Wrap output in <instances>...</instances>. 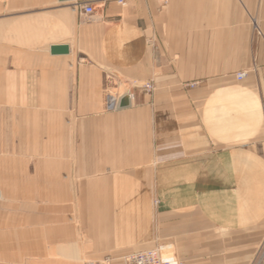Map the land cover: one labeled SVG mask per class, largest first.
Instances as JSON below:
<instances>
[{"label":"crops","instance_id":"0c3cea01","mask_svg":"<svg viewBox=\"0 0 264 264\" xmlns=\"http://www.w3.org/2000/svg\"><path fill=\"white\" fill-rule=\"evenodd\" d=\"M122 1L0 0V264H126L165 243L183 264H250L264 0Z\"/></svg>","mask_w":264,"mask_h":264},{"label":"built area","instance_id":"2783aa9c","mask_svg":"<svg viewBox=\"0 0 264 264\" xmlns=\"http://www.w3.org/2000/svg\"><path fill=\"white\" fill-rule=\"evenodd\" d=\"M119 3H123L122 0H119ZM75 9L80 13L83 17H91L96 13L95 9L90 4H77ZM238 79L244 77V73H238L236 76ZM192 85L194 83H191ZM128 85H123L122 87H126ZM142 88L146 93H151L154 87L151 83H146L142 86H136ZM131 89L124 90L122 93H114L109 92L107 94L106 99V109L108 111L116 110L122 108L121 100L123 98H127L128 104L131 99ZM127 104V105H128ZM126 105V106H127ZM264 112V111H263ZM128 264H178L177 259L175 257L174 247L170 244H159L150 249L137 251L127 258ZM85 264H95L94 262H86ZM250 264H264V248L259 253V255L255 258V260Z\"/></svg>","mask_w":264,"mask_h":264},{"label":"water","instance_id":"95a60500","mask_svg":"<svg viewBox=\"0 0 264 264\" xmlns=\"http://www.w3.org/2000/svg\"><path fill=\"white\" fill-rule=\"evenodd\" d=\"M60 1H66V0H60ZM50 51L52 54L54 53H67L68 47L66 45H58V46H52L50 48ZM121 106H126L128 104L127 98H123L121 100Z\"/></svg>","mask_w":264,"mask_h":264},{"label":"rangeland","instance_id":"374dc122","mask_svg":"<svg viewBox=\"0 0 264 264\" xmlns=\"http://www.w3.org/2000/svg\"><path fill=\"white\" fill-rule=\"evenodd\" d=\"M162 4H164V3H166V1L167 0H159ZM96 13H99L98 11H96ZM239 73H244V75H245V72H239ZM238 74V73H237ZM237 74H236V76H237ZM237 78V77H236ZM238 79V78H237ZM194 83V82H193ZM196 84L194 83L193 85L192 84H189L188 85V87H194ZM129 89H131V86H126V87H122V90L124 91H126V90H129ZM122 91V92H123ZM154 247V246H153ZM148 249H150V248H148ZM176 249H177V247H176ZM144 250H146V249H144ZM178 249H177V254L175 253V257H176V259H177V262H178V264H183L181 261H179V259H178ZM189 254H186V256H188ZM85 264V263H84ZM101 264H107V263H101ZM124 264V263H123ZM126 264H128V263H126Z\"/></svg>","mask_w":264,"mask_h":264}]
</instances>
